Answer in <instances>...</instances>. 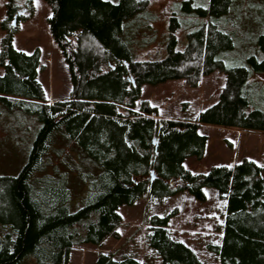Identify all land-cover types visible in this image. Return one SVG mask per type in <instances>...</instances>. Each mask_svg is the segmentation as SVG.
I'll return each instance as SVG.
<instances>
[{
	"label": "trees",
	"instance_id": "trees-1",
	"mask_svg": "<svg viewBox=\"0 0 264 264\" xmlns=\"http://www.w3.org/2000/svg\"><path fill=\"white\" fill-rule=\"evenodd\" d=\"M20 1L6 0L0 21V146L26 145L19 171L0 175V264H69L75 248L119 238V206L182 190L204 201L207 186L224 200L220 239L206 247L214 262L170 230L169 214H154L146 221L144 258L102 251L93 264H264V163L243 159L207 173L184 166L187 157L204 155L201 125L264 132V107L247 91L250 77L264 74V29L258 54L227 65L219 54L233 39L221 22L233 0H182L168 17L167 43L146 56L136 46L153 37L131 38L124 23L150 0H44L71 83L68 97L49 101L38 78L40 48L13 45ZM214 71L224 85L193 121L157 117V106L140 98L143 84L183 79L196 87ZM77 185L83 202L72 211Z\"/></svg>",
	"mask_w": 264,
	"mask_h": 264
},
{
	"label": "rangeland",
	"instance_id": "rangeland-1",
	"mask_svg": "<svg viewBox=\"0 0 264 264\" xmlns=\"http://www.w3.org/2000/svg\"><path fill=\"white\" fill-rule=\"evenodd\" d=\"M193 1L201 4L204 0ZM5 2L6 0H0V21L6 14ZM181 2L182 0H150L146 10L125 21L124 31L129 32V37H137L138 40L144 37L154 39L152 44L143 47L137 45V52L146 56L152 52L156 54L155 49L167 43L168 17L170 12L177 10L176 7L179 8L177 5ZM50 13V7L44 0H30L29 3L21 0L19 15L23 19L14 24L17 31L13 35V45L24 52L40 48L42 69L38 78L45 88L47 99L54 101L68 97L71 83L68 66L49 32ZM224 19L227 20L221 22V25L228 27L233 48L219 54V57L230 66L244 64L248 55L259 53L256 37L264 29V0H233ZM148 27L150 31L146 29ZM3 33L0 27V38ZM180 43L184 44V39ZM2 74L3 68L0 67V75ZM254 76L247 83V91L251 98L264 107V74ZM223 85V75L214 71L203 76L196 87L186 85L183 79L143 84L140 98L157 106V117L193 121L199 111L217 101ZM199 131L207 135L204 155L201 158L190 156L184 160V166L193 173H207L213 166H230L243 159L264 163V133L260 135L243 130L239 136L237 131L230 128L208 124L201 125ZM25 151L26 145L22 142L0 146V175H15L24 163ZM203 190L206 195L204 201H199L188 191L182 190L165 198L143 195L132 205L119 206L118 212L122 216V223L118 228L119 238L108 237L100 246L88 244L75 248L71 252L69 264H93L97 253L102 251L112 252L117 258L127 254L144 258L146 221L154 214H169L170 230L192 245L207 262H214L206 247L208 243H217L220 239L224 200L213 187L207 186ZM71 195L70 209L74 211L83 202L79 185L72 189ZM151 264L162 263L160 259L152 258Z\"/></svg>",
	"mask_w": 264,
	"mask_h": 264
},
{
	"label": "crops",
	"instance_id": "crops-1",
	"mask_svg": "<svg viewBox=\"0 0 264 264\" xmlns=\"http://www.w3.org/2000/svg\"><path fill=\"white\" fill-rule=\"evenodd\" d=\"M254 77H255V76H254V74H253V76H251L250 79H254ZM257 77H259V76H257ZM250 79H249V80H250ZM226 129H229V128H226ZM230 129H231V130H235V131H237V134H238L239 136H241L242 133H243V132H242L243 130H240V129H236V128H230ZM246 132H249V131H246ZM249 133H258V134L261 135V133H264V132H249ZM250 160H253V159H250Z\"/></svg>",
	"mask_w": 264,
	"mask_h": 264
}]
</instances>
